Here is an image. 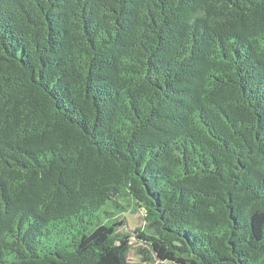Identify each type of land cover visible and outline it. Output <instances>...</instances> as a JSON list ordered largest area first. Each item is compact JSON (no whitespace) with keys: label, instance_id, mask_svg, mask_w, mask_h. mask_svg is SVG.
<instances>
[{"label":"trees","instance_id":"16d2710c","mask_svg":"<svg viewBox=\"0 0 264 264\" xmlns=\"http://www.w3.org/2000/svg\"><path fill=\"white\" fill-rule=\"evenodd\" d=\"M167 263L264 264V0H0V264Z\"/></svg>","mask_w":264,"mask_h":264},{"label":"rangeland","instance_id":"374dc122","mask_svg":"<svg viewBox=\"0 0 264 264\" xmlns=\"http://www.w3.org/2000/svg\"><path fill=\"white\" fill-rule=\"evenodd\" d=\"M119 201L121 205L128 208L127 211L123 212V214L120 216V219L125 220V224L121 226L120 229L122 231H125L126 233H129V235L133 237L131 239L133 251L129 254L128 259L131 263H135L139 260L135 252V249L137 248L139 244L134 236H135L136 229L141 228L144 225V219H143L144 211L142 209H138L137 211H134V209H132L133 203L130 200L125 201V200L119 199ZM106 210H108V208ZM167 264H173V263H167Z\"/></svg>","mask_w":264,"mask_h":264}]
</instances>
